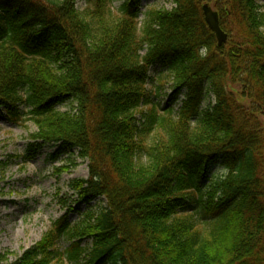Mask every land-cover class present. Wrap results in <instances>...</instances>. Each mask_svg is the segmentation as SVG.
<instances>
[{"label":"trees","instance_id":"1","mask_svg":"<svg viewBox=\"0 0 264 264\" xmlns=\"http://www.w3.org/2000/svg\"><path fill=\"white\" fill-rule=\"evenodd\" d=\"M115 1L0 0V114L37 127L25 161L49 146L90 161L71 184L83 220L64 216L11 264H264V4L171 0L140 26L143 0L123 18ZM155 67L175 82L163 107ZM214 166L226 176L205 188Z\"/></svg>","mask_w":264,"mask_h":264},{"label":"rangeland","instance_id":"2","mask_svg":"<svg viewBox=\"0 0 264 264\" xmlns=\"http://www.w3.org/2000/svg\"><path fill=\"white\" fill-rule=\"evenodd\" d=\"M257 2L264 4V0ZM127 3L128 0H117L112 4L117 18L124 17L122 7ZM84 6V3H78L79 8ZM173 8L175 6L171 0H143L140 26H143L150 10L170 11ZM160 73H164L160 67L153 69V81L148 88L155 101L163 107L174 91L175 82L167 74L158 78ZM214 104L215 98L208 91L203 110ZM59 109L66 112L71 107L68 105ZM36 133L37 127L32 121L27 119L20 125H12L0 114V254L6 255L8 260L4 264L14 263L17 257L34 247L64 216H68L69 222L75 225L83 220L82 214L88 210L86 206L77 207L71 184L89 177L90 161L78 154L60 156L54 161L52 157L56 148L52 146L25 161L27 147ZM224 176L226 171L222 167H212L205 188ZM105 206L106 202L98 199L90 208L99 210ZM72 209L74 211H70ZM189 214L202 232L208 233L213 227V223L198 211ZM88 244L86 241L84 246ZM68 246L69 240H64L59 247L64 250Z\"/></svg>","mask_w":264,"mask_h":264},{"label":"water","instance_id":"3","mask_svg":"<svg viewBox=\"0 0 264 264\" xmlns=\"http://www.w3.org/2000/svg\"><path fill=\"white\" fill-rule=\"evenodd\" d=\"M202 10L205 21L210 30L215 34L218 41V46L221 48L227 43L228 35L225 34V32L221 28L219 14L213 11V9L208 5L203 6Z\"/></svg>","mask_w":264,"mask_h":264}]
</instances>
